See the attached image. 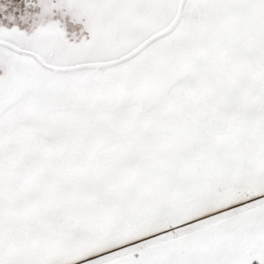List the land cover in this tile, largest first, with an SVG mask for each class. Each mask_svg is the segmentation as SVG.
<instances>
[{
  "label": "snow or ice",
  "instance_id": "snow-or-ice-1",
  "mask_svg": "<svg viewBox=\"0 0 264 264\" xmlns=\"http://www.w3.org/2000/svg\"><path fill=\"white\" fill-rule=\"evenodd\" d=\"M0 264H264V0H0Z\"/></svg>",
  "mask_w": 264,
  "mask_h": 264
}]
</instances>
